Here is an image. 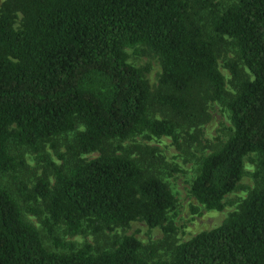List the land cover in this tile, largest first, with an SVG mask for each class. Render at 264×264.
<instances>
[{
  "label": "trees",
  "instance_id": "trees-1",
  "mask_svg": "<svg viewBox=\"0 0 264 264\" xmlns=\"http://www.w3.org/2000/svg\"><path fill=\"white\" fill-rule=\"evenodd\" d=\"M228 47L235 58L226 81L217 60ZM128 48L159 61L153 86ZM212 102L227 111L228 134L196 157L188 192L221 210L250 154L253 186L219 225L177 241L164 157L122 143L143 134L178 144L177 129L203 123ZM47 145L57 162L32 193L55 249L0 182V264H264V0H3L0 174L23 164L20 147L40 153ZM133 221L164 238L142 244L123 234L106 248L75 247L57 233L60 225L76 235ZM160 246L166 255L155 258Z\"/></svg>",
  "mask_w": 264,
  "mask_h": 264
},
{
  "label": "rangeland",
  "instance_id": "rangeland-1",
  "mask_svg": "<svg viewBox=\"0 0 264 264\" xmlns=\"http://www.w3.org/2000/svg\"><path fill=\"white\" fill-rule=\"evenodd\" d=\"M2 1L0 0V3ZM127 52L130 62L137 66L149 67L146 78L149 84L153 86L160 72V64L157 58L132 48H128ZM233 58H235V54L230 47L218 56V68L225 76L226 81L231 78L227 62ZM241 69L248 73L247 69ZM208 112L209 117L203 123L191 125L189 128L177 129L180 147L171 136L165 135L156 137L140 134L122 143L126 147L135 146V151L140 149L142 153H146L145 156L154 152L164 157L163 162H160L159 165L165 173L164 180L169 184L176 198V206L169 213V216L176 227L174 239L177 241L188 240L200 231L219 225L232 211L238 209L240 202L247 195L248 189L253 186L252 173L256 167V156L250 154L244 161L245 172L241 178L240 186L225 197V203L221 210L204 209L190 196L188 192L189 181L194 173L196 157L209 152L214 145L224 140L230 126L228 113L218 102L210 103ZM45 151L38 153L30 148L20 147L23 164L12 174H0V182L10 189L19 203L23 218L39 230L44 246L48 249H55L48 233L41 224V218L45 214L44 204L40 199L34 198L32 193V186L37 178L49 172L53 161L57 162V154L52 148L47 145ZM59 151H65L63 144L59 146ZM96 155L97 153H90L86 154L85 157L92 158ZM168 170L170 175L167 174ZM193 207L199 208L197 213L192 211ZM63 228V225L57 227L58 237L75 247L87 242L93 246L106 248L110 245L114 235L123 234H133L142 244L158 243L164 238L161 228H149L142 221H133L127 228L103 229L100 233L87 230L76 235H68L62 232ZM165 251L166 248L160 246L154 249L152 255L155 258L164 257ZM146 253L150 254L149 250Z\"/></svg>",
  "mask_w": 264,
  "mask_h": 264
}]
</instances>
